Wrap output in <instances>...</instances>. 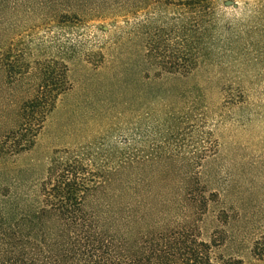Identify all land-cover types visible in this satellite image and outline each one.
I'll list each match as a JSON object with an SVG mask.
<instances>
[{
    "label": "trees",
    "instance_id": "obj_1",
    "mask_svg": "<svg viewBox=\"0 0 264 264\" xmlns=\"http://www.w3.org/2000/svg\"><path fill=\"white\" fill-rule=\"evenodd\" d=\"M214 2L0 0V264H245L220 252L227 229L217 226L203 238L200 223L211 206L221 226L242 220L249 232L258 230L247 252L264 262L262 172L234 182L216 148L202 147L195 160L152 162L125 148L56 149L40 178L15 162L72 87L63 59H32L18 47L24 24L67 25L174 5L176 18L148 15L134 34L144 35L146 76L178 79L219 44Z\"/></svg>",
    "mask_w": 264,
    "mask_h": 264
},
{
    "label": "rangeland",
    "instance_id": "obj_2",
    "mask_svg": "<svg viewBox=\"0 0 264 264\" xmlns=\"http://www.w3.org/2000/svg\"><path fill=\"white\" fill-rule=\"evenodd\" d=\"M214 8L219 44L192 74L178 79L146 76L144 35L134 34L135 24L148 15L176 18L174 5L67 25L24 24L18 47L32 59H63L72 87L16 164L40 178L56 149L125 148L152 162L169 155L195 160L202 147H213L234 182L243 185V177L259 171L257 181H264V0H215ZM217 209L211 206L203 216V238L223 227L228 238L219 250L225 257L264 264L250 261L247 252L258 230L249 232L242 220L221 226Z\"/></svg>",
    "mask_w": 264,
    "mask_h": 264
}]
</instances>
